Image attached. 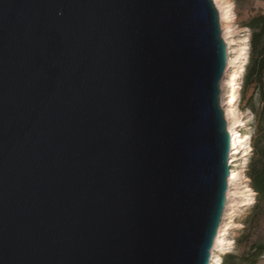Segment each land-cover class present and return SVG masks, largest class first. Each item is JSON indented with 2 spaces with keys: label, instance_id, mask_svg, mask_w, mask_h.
I'll return each instance as SVG.
<instances>
[{
  "label": "water",
  "instance_id": "1",
  "mask_svg": "<svg viewBox=\"0 0 264 264\" xmlns=\"http://www.w3.org/2000/svg\"><path fill=\"white\" fill-rule=\"evenodd\" d=\"M227 59L213 0H0V264H210Z\"/></svg>",
  "mask_w": 264,
  "mask_h": 264
},
{
  "label": "rangeland",
  "instance_id": "2",
  "mask_svg": "<svg viewBox=\"0 0 264 264\" xmlns=\"http://www.w3.org/2000/svg\"><path fill=\"white\" fill-rule=\"evenodd\" d=\"M218 5L226 13L224 22H222L220 16L222 38L224 41L225 37L233 39V56L236 60L243 50L246 52L245 62L240 68L238 107L244 117V124L239 130L242 135L248 136V141L242 148V154L236 155L239 161L231 168L237 170L239 176L233 183L230 195L229 189L227 191V203L220 225L223 232L218 247L214 251L219 259L215 258L214 261H218L214 264H224L226 255H235L240 260H238L240 264H249L242 261L241 258H246L254 252L255 246L264 245V202H260L259 196L251 186L248 174L251 163L257 159L254 144L257 143L264 147V122L260 124L264 116H260L262 105L256 84H252L248 88L245 86L246 70L251 60V32L245 25L251 17L264 14V0H218ZM231 14H234L233 18L230 16ZM228 82L224 81L220 86V106L222 108L230 106L228 99L231 97V88L227 86ZM225 83L227 84L225 85ZM231 161L232 158L229 163ZM235 204L236 206H233ZM228 206H230V209H227ZM230 219L234 223L233 228L228 227ZM223 241L224 243H222ZM229 242H231V245H228ZM221 244H227L223 250ZM257 264H264V256Z\"/></svg>",
  "mask_w": 264,
  "mask_h": 264
},
{
  "label": "trees",
  "instance_id": "3",
  "mask_svg": "<svg viewBox=\"0 0 264 264\" xmlns=\"http://www.w3.org/2000/svg\"><path fill=\"white\" fill-rule=\"evenodd\" d=\"M245 27L251 32V60L246 70L245 86L248 88L256 84L262 105L260 116H264V14L251 17ZM263 122L264 119L260 121V124ZM254 149L257 159L251 163L248 174L252 188L259 196L260 202H264V147L255 143ZM254 250L248 257L241 260L249 264H257L264 256V245H257ZM238 260L235 255H226L224 264H240Z\"/></svg>",
  "mask_w": 264,
  "mask_h": 264
},
{
  "label": "bare ground",
  "instance_id": "4",
  "mask_svg": "<svg viewBox=\"0 0 264 264\" xmlns=\"http://www.w3.org/2000/svg\"><path fill=\"white\" fill-rule=\"evenodd\" d=\"M219 12H220V16H221V20L222 22H224V20L226 19V13L221 9V7L218 5V0H214ZM230 16H232V18L234 17V14H231ZM225 41H226V47H227V52H228V71L229 73V78L228 80H224V81H229L228 84L225 83V85L227 84L228 87L231 88V97L228 99V103H229V107L225 109V116H226V120L228 122V129L230 131V133L232 134L231 136V141H232V147H231V158L232 161L230 162L231 168L233 167V165L239 161L238 156L242 154L245 143L248 141V136L242 135V133L240 132V128L242 127V125L244 124V117L242 115V113L240 112V108L238 107V103H239V97H238V90H239V83H240V68L242 66V64L245 62L246 59V52L245 50H243V52L240 54V57L236 60L233 56L234 51L232 48V44L234 43L233 39L231 37H225ZM223 81V82H224ZM222 82V83H223ZM238 155V156H236ZM230 158V159H231ZM242 159V158H241ZM239 173L237 170H232L231 174L229 176V195L231 192V188L233 186L234 181L238 178ZM248 181V178L246 179ZM233 206H236L233 205ZM227 209H230V206L227 207ZM230 223H229V228H233L234 227V223H232V219H230ZM221 228H219L220 230L218 231L217 237L215 239V243H214V248H213V252L211 253V263L210 264H214V262H217L218 260H215V258L219 259V256L215 255V250L218 247V244L220 242L221 236H222V226H220ZM226 235V234H225ZM224 243V241L222 242ZM222 245V250L224 248V246H226L227 244ZM228 245H231V242L228 243Z\"/></svg>",
  "mask_w": 264,
  "mask_h": 264
}]
</instances>
